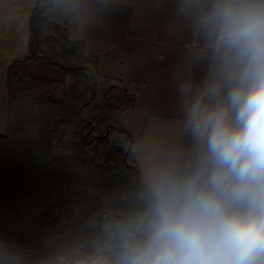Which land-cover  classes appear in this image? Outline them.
I'll return each instance as SVG.
<instances>
[{
    "label": "trees",
    "instance_id": "1",
    "mask_svg": "<svg viewBox=\"0 0 264 264\" xmlns=\"http://www.w3.org/2000/svg\"><path fill=\"white\" fill-rule=\"evenodd\" d=\"M70 0H38L31 57L9 70L8 125L0 135V264H89L110 257L119 230L145 208L135 137L124 126L134 97L115 105L121 83L70 39ZM37 28V29H36ZM54 34V46L47 36ZM36 62L58 82L25 85Z\"/></svg>",
    "mask_w": 264,
    "mask_h": 264
},
{
    "label": "clouds",
    "instance_id": "2",
    "mask_svg": "<svg viewBox=\"0 0 264 264\" xmlns=\"http://www.w3.org/2000/svg\"><path fill=\"white\" fill-rule=\"evenodd\" d=\"M181 7L215 54L193 150L147 168L143 212L94 264H264V0Z\"/></svg>",
    "mask_w": 264,
    "mask_h": 264
},
{
    "label": "crops",
    "instance_id": "3",
    "mask_svg": "<svg viewBox=\"0 0 264 264\" xmlns=\"http://www.w3.org/2000/svg\"><path fill=\"white\" fill-rule=\"evenodd\" d=\"M181 4L70 0L68 24L63 25L87 57L99 59L100 73L134 97L124 126L135 137L132 156L143 184L148 167L189 158L193 137L186 127L188 114L213 75L215 54ZM37 5L38 0H0V135L8 125L9 70L31 57Z\"/></svg>",
    "mask_w": 264,
    "mask_h": 264
},
{
    "label": "rangeland",
    "instance_id": "4",
    "mask_svg": "<svg viewBox=\"0 0 264 264\" xmlns=\"http://www.w3.org/2000/svg\"><path fill=\"white\" fill-rule=\"evenodd\" d=\"M54 34H49L47 36V47L44 48V52L48 53L49 48L54 46ZM17 71L20 73V80L23 84L29 85L32 83H37L40 80L46 81H56L58 84L56 87L59 91H63L62 87L60 86L61 82V75L60 70L54 66H40L36 62H31L28 64L21 65ZM128 100V97L125 96L124 92L119 91L118 97L115 101L116 106H120L121 103Z\"/></svg>",
    "mask_w": 264,
    "mask_h": 264
},
{
    "label": "water",
    "instance_id": "5",
    "mask_svg": "<svg viewBox=\"0 0 264 264\" xmlns=\"http://www.w3.org/2000/svg\"><path fill=\"white\" fill-rule=\"evenodd\" d=\"M37 29V28H36Z\"/></svg>",
    "mask_w": 264,
    "mask_h": 264
}]
</instances>
